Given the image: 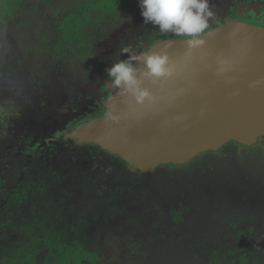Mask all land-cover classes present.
<instances>
[{"label": "rangeland", "instance_id": "obj_1", "mask_svg": "<svg viewBox=\"0 0 264 264\" xmlns=\"http://www.w3.org/2000/svg\"><path fill=\"white\" fill-rule=\"evenodd\" d=\"M83 1L0 0V264H58L76 243L96 264H264V137L145 171L49 141L103 109L105 69L124 48L171 33L145 24L135 0L67 42L61 22ZM212 3L209 27L264 16V0Z\"/></svg>", "mask_w": 264, "mask_h": 264}, {"label": "water", "instance_id": "obj_2", "mask_svg": "<svg viewBox=\"0 0 264 264\" xmlns=\"http://www.w3.org/2000/svg\"><path fill=\"white\" fill-rule=\"evenodd\" d=\"M201 38L202 46L189 47V37L166 34L136 52L167 53L175 69L170 79L145 80L157 103L136 105L110 82L105 112L71 128L69 138L140 170L185 165L229 142L257 144L264 137V23L227 17Z\"/></svg>", "mask_w": 264, "mask_h": 264}, {"label": "clouds", "instance_id": "obj_3", "mask_svg": "<svg viewBox=\"0 0 264 264\" xmlns=\"http://www.w3.org/2000/svg\"><path fill=\"white\" fill-rule=\"evenodd\" d=\"M139 6L145 24L157 26L162 32L189 37V47L204 44L201 36L216 16L212 0H139ZM123 52L127 54L126 59L105 69L112 87L131 97L136 105L156 104L158 98L145 86V80H166L175 75L169 55L156 51L136 53L127 47ZM138 65H143V69ZM109 118L114 122L119 120L115 114Z\"/></svg>", "mask_w": 264, "mask_h": 264}, {"label": "trees", "instance_id": "obj_4", "mask_svg": "<svg viewBox=\"0 0 264 264\" xmlns=\"http://www.w3.org/2000/svg\"><path fill=\"white\" fill-rule=\"evenodd\" d=\"M133 1L135 0H84L76 10L62 20L60 30L63 40L70 42L79 39L93 14L108 16L123 6L131 5ZM98 258V254L76 243L59 254L58 264H96Z\"/></svg>", "mask_w": 264, "mask_h": 264}, {"label": "flooded vegetation", "instance_id": "obj_5", "mask_svg": "<svg viewBox=\"0 0 264 264\" xmlns=\"http://www.w3.org/2000/svg\"><path fill=\"white\" fill-rule=\"evenodd\" d=\"M227 17H233V18H245V19H249V20H251V21H256V22L264 23V16H263V17H262V16H259V14H256V15L244 14V15H237V16L231 15V16H227ZM227 17H226V18H227ZM226 18H225V19H226ZM225 19H224V20H225ZM224 20H223L222 22L216 24V25H212V26H210L209 28H213V27H216V26L222 24V23L224 22ZM209 28H208V29H209ZM166 34H169V35H172V36H180V35H174V34H171V33H161V34H159L158 36L154 37V38L152 39V41L150 42V44H149L147 47H144V48H142L141 50L148 49V48L152 45V43H153V41H154L155 39H157V38H159V37H161V36H163V35H166ZM109 83H110V81H109L108 83H106V85L104 86V89H107V91H108V97H109V94H110V91H109V88H108ZM108 97H107V99H108ZM107 99H106V101H107ZM105 105H106V102H105ZM105 109H106V106H104L103 109H102L99 113H96L94 116L89 117V118L79 119V120H77V121H74V122H73L72 124H70L69 126L63 128V129H60L55 135H53V137H51V139H50L49 141H56V142H57V141L60 139L59 137L63 136V137H65V138H68V139H69V143H67V146L70 145V146H77V147H80V146L94 147V148H97V149H99L100 151H102V152H104V153H106V154H109V155H111V156H113V157L118 158L119 160H121L122 162H124V163H125L128 167H130V168H133V169L138 170V171H145V170H140V169H137V168H134V167L128 165V164H127L122 158H120V157L117 156V155H113V154H111V153H109V152H106L105 150H103V149H102L101 147H99L98 145L81 144V143H79V142H77V141H75V140H72V139L69 138V136L67 135V132H68L71 128L77 126V125L80 124L81 122H84V121H86V120H89V119H92V118L97 117V116H99V115H102V114L105 112ZM259 141H260V140H259ZM259 141H258L257 144H259ZM46 143H48V142H46ZM229 143H237V142H229ZM229 143H227V144H229ZM227 144H226V145H227ZM237 144H239V143H237ZM257 144H255V145H257ZM239 145H241V144H239ZM224 146H225V145H224ZM224 146H223V147H224ZM241 146H244V145H241ZM251 146H254V145H251ZM223 147H222V148H223ZM222 148H221V149H222ZM221 149H220V150H221ZM220 150H218V151H220ZM218 151L207 152V153H204V154H202V155L209 154V153H216V152H218ZM202 155H200V156H202ZM198 157H199V156H198ZM195 159H196V158H195ZM187 164H189V163H187ZM187 164H185V165H187ZM167 166L174 167V166H184V165H164V166H161V167H167ZM161 167H158V168H161ZM158 168H155V169H158ZM151 170H154V169H151ZM86 250H87V249H86ZM91 252H92V251H91Z\"/></svg>", "mask_w": 264, "mask_h": 264}]
</instances>
